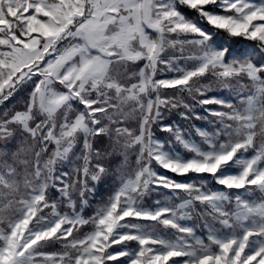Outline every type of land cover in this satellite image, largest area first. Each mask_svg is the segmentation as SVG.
<instances>
[{
    "label": "snow or ice",
    "instance_id": "6c2138e0",
    "mask_svg": "<svg viewBox=\"0 0 264 264\" xmlns=\"http://www.w3.org/2000/svg\"><path fill=\"white\" fill-rule=\"evenodd\" d=\"M0 264H264V0H0Z\"/></svg>",
    "mask_w": 264,
    "mask_h": 264
},
{
    "label": "trees",
    "instance_id": "16d2710c",
    "mask_svg": "<svg viewBox=\"0 0 264 264\" xmlns=\"http://www.w3.org/2000/svg\"><path fill=\"white\" fill-rule=\"evenodd\" d=\"M185 13H186V15H187L189 18H192V17L195 16L194 13L187 12V10H185ZM205 27H206V25H205ZM252 43H253V42H250V41L238 40V41H236V42L233 44V48L236 49V50H240V49L244 48L246 45H249V44H252ZM223 95H224L225 97H227V96L229 95V93L225 90V91L223 92ZM18 98H19V97H18ZM171 120H178V117L171 116V117H169L168 120H166L165 122L167 123V122H169V121H171ZM194 123H195L196 125H201L203 122H201V121H194ZM166 135H167L166 133H158V136L161 137V138L165 137ZM197 139H199V137H197ZM160 171L163 172V170H160ZM233 171H235V169H233ZM176 179H183V178L176 177Z\"/></svg>",
    "mask_w": 264,
    "mask_h": 264
}]
</instances>
